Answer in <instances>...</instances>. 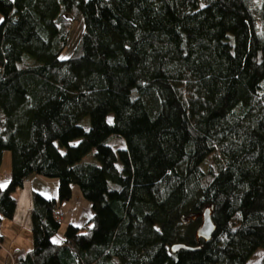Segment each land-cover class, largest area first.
<instances>
[{"label":"trees","instance_id":"obj_1","mask_svg":"<svg viewBox=\"0 0 264 264\" xmlns=\"http://www.w3.org/2000/svg\"><path fill=\"white\" fill-rule=\"evenodd\" d=\"M0 13V227L31 177L59 181L57 199L33 193L34 249L16 264H248L264 250V0L261 27L249 0H0ZM72 186L93 216L54 243Z\"/></svg>","mask_w":264,"mask_h":264},{"label":"crops","instance_id":"obj_2","mask_svg":"<svg viewBox=\"0 0 264 264\" xmlns=\"http://www.w3.org/2000/svg\"><path fill=\"white\" fill-rule=\"evenodd\" d=\"M30 179H32L29 181L30 184L27 182L22 192L17 194L18 197H15L17 210L13 219L2 221L0 264H16L19 257L27 255L34 249L31 219L33 193L38 190L37 192L47 198H58V183L54 182L53 193L48 196L42 191L43 189H40L42 187H36L38 183L44 184L45 180L35 176ZM60 211L64 214V221L59 235L53 239V242L58 244H62V237L68 225L83 226L93 216L91 204L83 197L77 186H72V198L60 205Z\"/></svg>","mask_w":264,"mask_h":264},{"label":"rangeland","instance_id":"obj_3","mask_svg":"<svg viewBox=\"0 0 264 264\" xmlns=\"http://www.w3.org/2000/svg\"><path fill=\"white\" fill-rule=\"evenodd\" d=\"M260 3L261 0H249V4L253 10V12L255 13L256 19H257V23L258 25L261 27V21H260V16H259V7H260ZM4 20L3 15L0 13V23H2V21ZM84 19L80 18L79 20H77L74 25L73 28L71 29L70 35H69V41H68V46L65 49V51L62 53L61 58L62 59H68L70 58L76 51L78 44L81 40V37L83 35L84 32ZM0 121H1V117H0ZM108 121L112 122L113 121V116L110 115L108 117ZM81 125H83L86 129H89V119H85L84 121H82ZM111 145L115 148V149H120V148H125V142L121 139L118 138H114L111 141ZM86 160L88 161H94V157L93 155H90L86 158ZM213 157H209L207 158L203 164H202V169L203 171L207 174L210 170V168L213 166L214 161H213ZM12 174V154L9 151H6L4 153V158H3V163L2 166L0 167V185L3 188H6L9 185V177ZM38 177V176H35ZM43 180H45V183H38L36 184V187L43 189L42 191L48 195L51 196L53 193V188H54V182L58 183L59 186V181L58 179L55 178H44V177H40ZM32 179H29L26 183L30 184L29 181ZM37 190V189H36ZM38 191V190H37ZM36 191V192H37ZM20 192H22V189L17 190L14 193V197H18L17 194H20ZM196 219V218H195ZM64 221V219H63ZM188 222L185 225V228L183 229L184 231H186L189 227L194 226L195 225V221L196 220H187ZM264 260V250H259L257 251V253L255 254V256L253 258H251V260L248 262V264H259ZM114 264H119V262L117 260H114Z\"/></svg>","mask_w":264,"mask_h":264},{"label":"water","instance_id":"obj_4","mask_svg":"<svg viewBox=\"0 0 264 264\" xmlns=\"http://www.w3.org/2000/svg\"><path fill=\"white\" fill-rule=\"evenodd\" d=\"M214 224L211 220V216H210V211H205L203 214V223L201 228L198 231V235L200 237H203L205 239H209L212 235V233L214 232ZM181 246L180 245H176L174 246V250L179 249Z\"/></svg>","mask_w":264,"mask_h":264},{"label":"built area","instance_id":"obj_5","mask_svg":"<svg viewBox=\"0 0 264 264\" xmlns=\"http://www.w3.org/2000/svg\"><path fill=\"white\" fill-rule=\"evenodd\" d=\"M58 219H59V221H60V222H63V219H64V214H63L62 212L59 214V217H58ZM0 247H2V244H1V242H0Z\"/></svg>","mask_w":264,"mask_h":264}]
</instances>
